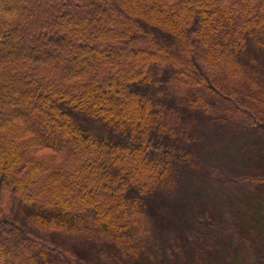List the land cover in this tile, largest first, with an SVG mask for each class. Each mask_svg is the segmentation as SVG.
<instances>
[{"label":"trees","instance_id":"16d2710c","mask_svg":"<svg viewBox=\"0 0 264 264\" xmlns=\"http://www.w3.org/2000/svg\"><path fill=\"white\" fill-rule=\"evenodd\" d=\"M244 122L264 0H0V264L153 260L205 125Z\"/></svg>","mask_w":264,"mask_h":264},{"label":"rangeland","instance_id":"374dc122","mask_svg":"<svg viewBox=\"0 0 264 264\" xmlns=\"http://www.w3.org/2000/svg\"><path fill=\"white\" fill-rule=\"evenodd\" d=\"M205 130L208 174H190L167 197L165 212L173 223L157 242L163 257L155 252L153 260L138 264L263 263L264 191L255 186L260 171L252 167L264 164V135L247 122Z\"/></svg>","mask_w":264,"mask_h":264}]
</instances>
